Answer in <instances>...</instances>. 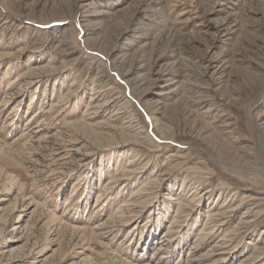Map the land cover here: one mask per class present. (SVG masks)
<instances>
[{"label": "rangeland", "instance_id": "374dc122", "mask_svg": "<svg viewBox=\"0 0 264 264\" xmlns=\"http://www.w3.org/2000/svg\"><path fill=\"white\" fill-rule=\"evenodd\" d=\"M0 264H264V0H0Z\"/></svg>", "mask_w": 264, "mask_h": 264}, {"label": "bare ground", "instance_id": "6f19581e", "mask_svg": "<svg viewBox=\"0 0 264 264\" xmlns=\"http://www.w3.org/2000/svg\"><path fill=\"white\" fill-rule=\"evenodd\" d=\"M126 76H127V75H126ZM251 119H252V118H251ZM253 124H254V122H253ZM97 136H98V135H97ZM125 138H126V137H125ZM222 165H224L226 168L228 167L226 164H222ZM238 165H239V164H238ZM231 166H232V165H231ZM231 166H230V167H231ZM232 167H233V166H232ZM235 167H236V166H235ZM244 168H245V167H244ZM228 169H229V168H228ZM237 169H238V168H237ZM224 170H225V169H224ZM233 170H235V169H233ZM240 170H242V169L240 168ZM248 170H249V168H248ZM228 171H229V170H228ZM238 171H239V169H238ZM242 171H243V170H242ZM239 172H240V171H239ZM239 172H238V173H239ZM243 172H244V171H243ZM246 173H248V172H246ZM246 173H245V175H246ZM234 174H235V173H234ZM240 175H241V174H240ZM243 175H244V174H243ZM241 203H243V202L241 201ZM178 205H179V204H178ZM179 209H180V207H179ZM231 210H233V208H230L229 210H227L226 212H224L222 215H227L226 213H229ZM181 214H182V213H181ZM222 215H218V216L221 217ZM210 216H211V215H210ZM216 216H217V215H215V214L212 215V216H211L212 220L215 219V218H217ZM244 221H247V218H244ZM208 222H209V221H208ZM217 222H218V221H216L215 223H217ZM214 226H216V225H214Z\"/></svg>", "mask_w": 264, "mask_h": 264}]
</instances>
